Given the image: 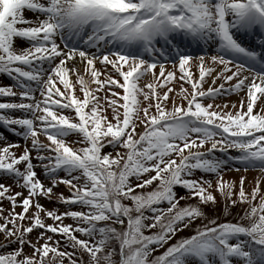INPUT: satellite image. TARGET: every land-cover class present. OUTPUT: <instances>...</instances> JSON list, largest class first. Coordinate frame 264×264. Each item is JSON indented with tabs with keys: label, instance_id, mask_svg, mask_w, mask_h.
I'll return each instance as SVG.
<instances>
[{
	"label": "snow or ice",
	"instance_id": "snow-or-ice-1",
	"mask_svg": "<svg viewBox=\"0 0 264 264\" xmlns=\"http://www.w3.org/2000/svg\"><path fill=\"white\" fill-rule=\"evenodd\" d=\"M0 73V264H264V0H0Z\"/></svg>",
	"mask_w": 264,
	"mask_h": 264
},
{
	"label": "rangeland",
	"instance_id": "rangeland-1",
	"mask_svg": "<svg viewBox=\"0 0 264 264\" xmlns=\"http://www.w3.org/2000/svg\"><path fill=\"white\" fill-rule=\"evenodd\" d=\"M209 54H211V53H209ZM193 55H198V53H195ZM168 66H170V65H168ZM9 82H10V79L7 76V74L0 73V85L9 84ZM216 83H219V81H216ZM173 86L174 87H178L179 84L178 83H174ZM185 87H189L190 88V86L187 85V84H185ZM204 87L207 88V84L204 85ZM221 99L222 100H232V99H236V98L235 97L224 96ZM205 102H207V101H205ZM105 103H107V102L105 101ZM65 114L67 115V113H65ZM41 138H43V137H41ZM71 139H72V137H69V140H71ZM16 140H19L21 145L24 143L23 138L19 137L18 135H13L9 131L8 128H5L3 126H0V146H3V144L5 142L11 143V142L16 141ZM15 150L17 152L20 151V147L19 146H16L15 147ZM217 154L219 155V153H217ZM233 154H235L234 151H233ZM36 171H37L38 174H41V169L37 168ZM245 174L247 175V179H246L245 183L246 184L251 183L254 186V179L257 176V172L253 171L252 169H248L247 170V173H245V169L243 167H240L239 170H237L235 167H233V166L230 165L228 169H226V170H224L222 172V176L224 177V179H227L229 181H231V180H238L239 176L245 175ZM41 179H43V176L42 175H41ZM5 181H7L5 183L8 184V182L10 180H5ZM213 183H214V178H213ZM10 184H12V183H10ZM13 190H15V191H22V189L16 187L15 185H13ZM262 190H264V187H262ZM55 191H61V188H57V189H55ZM65 194H67L66 193V190H65ZM214 195H216L217 197H219V193L216 192V191H214ZM42 203H45L46 206H48V207H58L61 210V207L59 206V204L48 203L45 200H42ZM4 206L5 207H8V202L7 201H5ZM15 210L16 211H19V207H17ZM63 210H64V207H62V211ZM236 211H237V209H233V212L234 213ZM64 220H69V218H65ZM47 222H49V221H47ZM33 236H35V233H33Z\"/></svg>",
	"mask_w": 264,
	"mask_h": 264
},
{
	"label": "trees",
	"instance_id": "trees-1",
	"mask_svg": "<svg viewBox=\"0 0 264 264\" xmlns=\"http://www.w3.org/2000/svg\"><path fill=\"white\" fill-rule=\"evenodd\" d=\"M64 222H65V223H71V220H70V218H69V220H66V221H64ZM77 235L80 236L79 233H77ZM83 259L86 261V260H87V257L85 256V257H83Z\"/></svg>",
	"mask_w": 264,
	"mask_h": 264
}]
</instances>
